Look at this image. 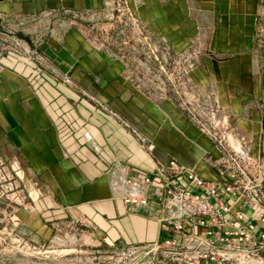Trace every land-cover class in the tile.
Here are the masks:
<instances>
[{
	"label": "crops",
	"instance_id": "obj_1",
	"mask_svg": "<svg viewBox=\"0 0 264 264\" xmlns=\"http://www.w3.org/2000/svg\"><path fill=\"white\" fill-rule=\"evenodd\" d=\"M259 38L264 0H0V153L30 200L4 227L54 264L78 219L105 247L157 242L156 200L125 205V181L172 158L218 178L201 123L264 163Z\"/></svg>",
	"mask_w": 264,
	"mask_h": 264
},
{
	"label": "built area",
	"instance_id": "obj_2",
	"mask_svg": "<svg viewBox=\"0 0 264 264\" xmlns=\"http://www.w3.org/2000/svg\"><path fill=\"white\" fill-rule=\"evenodd\" d=\"M201 129L221 147L218 158L205 157L218 178H203L172 158L151 175L125 181V205L143 207L151 198L156 200L162 238L154 243L105 247L90 221H73L66 232L55 226L61 246L74 242L66 254L79 248L74 264H264V163L235 150L215 127L202 123ZM18 179L19 169L0 153V195L7 192L12 195L9 200L19 203L14 199L19 195ZM88 245L97 249L87 252ZM33 248L41 253L42 247L35 244Z\"/></svg>",
	"mask_w": 264,
	"mask_h": 264
},
{
	"label": "rangeland",
	"instance_id": "obj_3",
	"mask_svg": "<svg viewBox=\"0 0 264 264\" xmlns=\"http://www.w3.org/2000/svg\"><path fill=\"white\" fill-rule=\"evenodd\" d=\"M122 7H123V3L120 6L121 10H122ZM112 41L113 40H111V38L109 37V42L112 43ZM253 48H254V50L257 51L256 54L260 57V60L263 61L262 63L264 64V38L257 39ZM142 71H144V70H142ZM201 124H200V128H201ZM215 128L217 131L219 130V127L218 128L215 127ZM220 135L222 136L221 131H220ZM0 184H2L1 181H0ZM17 184L19 185L18 191H17V194H19L18 195L19 197L15 196L14 199L18 198L17 200H19V203H17L16 201L12 202L11 200H9L8 197H12V195L11 194L8 195L7 192L2 193L0 195V203L2 202L4 205L0 209V264H32V262H31L32 257H33V259L40 261L41 264H54V262L50 261V259H52V258L49 257V256H51L50 254H52V253H50L48 251V250H51L53 248L45 245V247L40 248L41 253H38L37 251L39 249L33 248V245H35V244L32 241L29 242L24 237H22V239H21L19 237V234L10 233L11 232L10 229H7V228L4 229L3 228L7 222V219H5V220L2 219L3 215H4L2 212L4 209L6 210L7 214H9L11 212V210L13 211L15 209V207H17V206H21V207H26V206L28 207L29 206L30 200L28 199L27 192L25 191L26 189L24 188V185L22 184L20 179H18ZM1 188H2V186L0 185V191H1ZM24 196H27V197L25 199H23ZM249 213H251V212H249ZM63 231L66 232L67 230L64 229ZM61 238H64L63 240H65V236H63L62 233H61ZM20 241L23 242L21 245L19 244ZM26 242H27V244L23 247L24 243H26ZM94 249H97V248L91 247L89 245L86 248L87 252L92 251ZM45 250H47V251H45ZM66 253H71V250H69L68 247L60 245L59 248H57L56 255L58 256V260L61 261V264H69L66 261H69V260L73 259L74 257L78 258L80 256L79 248L74 250L73 254H71V255L66 254ZM1 257L5 258V262L1 261ZM37 257H39V258H37ZM15 258H17V259H15ZM20 258H24V259L21 260ZM207 264H212V263H207Z\"/></svg>",
	"mask_w": 264,
	"mask_h": 264
}]
</instances>
